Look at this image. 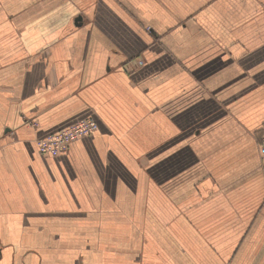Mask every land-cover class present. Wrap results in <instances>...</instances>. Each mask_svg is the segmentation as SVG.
Listing matches in <instances>:
<instances>
[{
  "label": "crops",
  "instance_id": "1",
  "mask_svg": "<svg viewBox=\"0 0 264 264\" xmlns=\"http://www.w3.org/2000/svg\"><path fill=\"white\" fill-rule=\"evenodd\" d=\"M263 137L264 0H0V264H264Z\"/></svg>",
  "mask_w": 264,
  "mask_h": 264
},
{
  "label": "built area",
  "instance_id": "2",
  "mask_svg": "<svg viewBox=\"0 0 264 264\" xmlns=\"http://www.w3.org/2000/svg\"><path fill=\"white\" fill-rule=\"evenodd\" d=\"M133 64L136 66L142 65L143 60L137 59ZM31 125L33 127H38L37 122H32ZM97 130L98 122L93 118H86L59 131L49 133L42 138H37L35 140V145L41 155L56 156L67 153L72 143L94 134ZM259 148L264 169V137L261 139Z\"/></svg>",
  "mask_w": 264,
  "mask_h": 264
}]
</instances>
